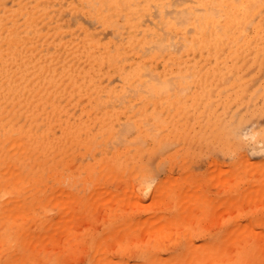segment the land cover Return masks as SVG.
Listing matches in <instances>:
<instances>
[{
    "label": "bare ground",
    "instance_id": "6f19581e",
    "mask_svg": "<svg viewBox=\"0 0 264 264\" xmlns=\"http://www.w3.org/2000/svg\"><path fill=\"white\" fill-rule=\"evenodd\" d=\"M243 65L248 71H243ZM251 67L263 71L260 82L264 85V0H0V264H65L69 254L67 252L64 258L61 251L56 255L50 252L52 249L47 251L48 249L40 247L41 250L32 252V248H29L30 242L35 239L34 236L41 230L46 231L43 230L46 225H51V213L47 215L45 210L50 209L48 204L54 197L51 193L56 190L55 187L69 185L66 184L68 181L77 182V178L81 179L78 173L87 174L82 175V181L85 183L95 184L91 182L96 181V173H103L98 168L110 167L109 160L114 164L120 163L123 167L129 165L126 169L130 174H134V171L151 166L162 156H168L165 151L168 141L172 140L167 139L176 133L179 127L182 129L188 125V130L193 122L201 130L211 122L223 123L225 119L228 120L230 116L223 119V112L244 95L245 91H251L255 84L254 76L258 74H252L249 71ZM259 110H264V104ZM238 124L235 122L234 126L240 128L242 124ZM218 128L219 126L213 131L216 130L217 133ZM222 130L225 131L223 128ZM185 131L182 133L188 134ZM231 131L235 133L234 130ZM254 132L256 133V130ZM189 133L193 134L190 131ZM223 134L219 135L226 137L227 132ZM226 138L218 140L221 142ZM202 140L203 138L201 142ZM206 140L207 138L204 141ZM226 140L229 141L228 138ZM234 140V143L231 140L234 145L225 141L227 145H231L229 148L239 144ZM111 143L114 144L112 147ZM80 148L83 153L88 154L89 160L81 164L77 162L76 166L80 171L75 174L66 168L73 164L69 154ZM164 160L166 162L168 159ZM116 166L117 168L112 166L113 170H106L116 173L120 167ZM219 166L223 169L222 165ZM260 169L258 172H263V167ZM78 182L80 183L79 180ZM173 182L177 183L178 180ZM183 184L182 182L181 185ZM75 185L78 186L77 183ZM181 185L176 186L179 188ZM83 187L78 190L81 195H85L82 194ZM62 189L61 193L68 190ZM108 190L104 196L113 193ZM165 191L167 193V190ZM74 193L79 196L77 192ZM116 194L113 193L120 199ZM118 194L121 195L120 192ZM157 194L161 195L157 192L154 198ZM127 195H122V199H127ZM100 196L102 198L101 194ZM154 198L153 200H156ZM132 212L134 214L135 211ZM164 215L163 219L159 218L160 221L152 214L149 219L151 222L156 220L155 222L160 223L168 217ZM55 216L58 221V214ZM60 219L62 220V217ZM101 219L100 217L99 220ZM106 219L103 217L102 221ZM136 219L134 218L135 222L129 220L132 223L130 225L137 223ZM149 219H146L147 222ZM109 220L105 225L103 223L107 231V225L112 221ZM111 224L109 230L112 231ZM233 224L235 227L232 226L226 235L225 227L223 234H219L220 229V232L213 233L210 238L206 237L209 239H202L204 242L200 240L202 242H196L197 245H192L194 242H191L192 246L186 249L184 248L189 245L190 233H177L176 230V233L172 234V231H167L171 234L165 237L166 239L158 240L160 236L156 239L155 230L149 231L154 233L150 235H154L156 242L143 246L148 239L145 238V242H141L142 245H135L137 252L134 253L138 257L135 261L133 259L132 263H129V259L124 258V255L114 259L105 253L106 259L100 261L97 252L101 244V248L103 244L105 247L107 232L102 229L104 226L100 228L102 232L97 231L101 236L92 234L90 229V236H93L86 245L89 247L88 251L92 252L88 254L86 264H231L240 255L243 257V252L245 254V249L242 252L238 241L235 244L233 240L242 237L241 241H245L244 238L249 236V232L245 233L241 225V228L239 227L241 222L238 226ZM138 225L140 227L142 224L137 223V227ZM187 227L185 228L188 230ZM91 228L95 230L98 227ZM159 232L162 234L160 230ZM50 234L52 236V232ZM41 235L45 237L43 233ZM252 235L250 236L253 237ZM74 237L71 235L76 241L80 238ZM251 237L249 241L246 238V242L250 243ZM43 238L40 237L42 240ZM254 238L257 241L256 236ZM254 238L251 240L254 241ZM135 239L137 240L136 237ZM222 239L232 241L230 244L237 245L236 250H240L229 252V245L226 247L229 250L223 249L228 242L224 241L222 248ZM134 240L131 243L139 242ZM70 241L72 242L71 239L67 242ZM244 243L242 242V248ZM127 244L128 241L125 246ZM162 244H170L172 250L169 247L168 256L157 253V247ZM118 246L119 250L125 247L124 244L122 248L121 245ZM249 248L254 249L251 246L248 250ZM106 249L107 247L105 251ZM261 249L258 248L259 251ZM254 250L251 252L255 253ZM262 252L258 253L263 254L261 256L255 255L264 259V251ZM127 254L130 256V253ZM160 255L164 257L161 258ZM244 257L253 258H249V255ZM262 258L259 260L262 261ZM248 259H244L246 264H254L257 258Z\"/></svg>",
    "mask_w": 264,
    "mask_h": 264
},
{
    "label": "rangeland",
    "instance_id": "374dc122",
    "mask_svg": "<svg viewBox=\"0 0 264 264\" xmlns=\"http://www.w3.org/2000/svg\"><path fill=\"white\" fill-rule=\"evenodd\" d=\"M243 67H244L243 68L244 72L248 71L244 65H243ZM255 69H256L255 67H251L249 69V71H251L252 74H255V75L258 74V76H254V79H256V80L254 81L255 84L253 85V87L255 89H253V87H252L251 91H247V92L245 91L244 95L240 96L238 98V100L233 105L228 106L226 111H224L222 114V117H224L223 119L227 118V116L229 115L230 117L235 118L234 120H233V118H230V117L228 120L225 119L224 121H222L225 125L223 123H214V122L212 123L211 122L208 125L204 126L203 129L201 128V130H200V128L198 129L197 124L192 122V124L188 127V130L193 133L191 135L186 128L188 125L186 127H182V129H181V127H179V128L176 127V128H178L176 133L171 135L172 137L169 136V138L167 139V141H168L171 138L170 140H172V142L174 143L173 144L172 142L168 141V143L170 145L167 144L168 146H167V149L165 151V152H167L168 156L165 155L166 157L162 156L161 158H159V160L152 163V165H153V166L151 165L152 167L151 166L145 167L142 170H138L137 171L138 173L136 171H134V174H136V175L132 174L133 172H131V174H130L128 169H126L127 167H129V165L127 167H123L122 165L120 166V163L114 164L113 161L109 162L110 161L109 160L108 166H110V167L107 168V166H105L103 168H98L100 171H103V173L102 172L96 173V176H95L96 181L91 182V183H95V184H90V185H92V187H90L89 183H85L84 181H82V180H84V178H83L84 176L82 177V175L87 176V174L84 172H83L84 174L78 173L80 170L76 166L77 162L78 163L80 162V164H81V162H84L85 160H89L87 157L88 154L83 153L81 148H80V150L76 149L75 152L70 153L69 159L71 160V162L73 164L69 165L70 167L66 168V170L69 171V169H70V172L72 171L75 174H77V173L80 174L81 179L77 178L76 179L77 182L74 181L75 183L68 181L66 184H69V185L64 184L62 187H58L59 189L57 187H55L56 190L54 189L55 191H52L53 193H51V196L53 194L54 197H53V199H51V202H50L51 205L48 204L49 205L48 207L50 209L46 208L48 210H45L46 214L49 212L51 213V214L49 213L50 214L49 217H50V221H52V222H51V225H46L47 227L46 226L44 227L45 229H43V230H46V231L41 230L40 233H38V235H41L42 233L45 235L44 238L42 237V235L40 236L41 238H43V240L40 239V237L37 234H36L37 236L36 235L34 236L35 239H33V241L30 242L31 244H29V248L30 249L32 248L31 250H33L32 252H34V251L37 252V250H41L42 248L48 249L47 251L52 249L54 252L53 251H50V252H52L54 254L56 253V255L59 251L63 252L62 254L64 255V258L66 257L67 253L70 254L72 252L70 254V257H69V254L67 255L68 258H66V260H65L66 262L64 261V258H62L63 260L61 259L62 261H64L65 264L66 263H68V264H86V261L88 258L87 256L89 253L92 252V251L90 252V250L88 251L89 247L86 245L87 242L93 236V235L90 236L91 232H93L92 234H94V235L99 234V232L97 233V231H100V228H102V226H104L105 223H107L109 219L112 220L111 223L114 222L115 217H116V222H114L113 224L108 223V225H107L108 231L106 229V226H104L102 228V229L106 230L105 232H107V234H110V235H107L104 232L106 234L105 238L107 237V239L103 238L104 236L102 237V239L107 240L106 241L107 246L105 244V247H107L108 250L106 249V251H105V247H103L104 244L102 246V248H104V250L100 247L102 244L99 246L100 249H98L97 256L100 259V261H103L106 259L105 255H104V253H105L108 257L114 258V259H117L120 256L124 255V258L127 257L126 259H129L127 261H129V263H132L138 257L137 254L134 253V252H137V250L135 249V245L137 246L138 243L142 245L143 243H141V242H145V240L148 238L147 239L148 241L146 240V242H145L146 244L144 243L145 245H143V246H147L148 244H150V242H151V244L156 242V239H158V236H160L158 240L166 239L165 237H168L169 234H171V233L173 234V232L176 233L175 232L176 230H177V233H180L183 231H184L183 232L184 234L190 233L188 235V239L190 242H189V245H185L184 249H186L189 246H192L195 244L197 245L196 242H198V244H199L203 240L205 241V240L209 239L210 235L212 236L213 233L215 234L217 231L220 232V229H221V233H219V234H223V232L227 228L226 229L227 231L224 232V234L226 235L228 233V231H230L233 227H235V225L233 223H235L237 225L240 222H241V224H239V227L241 225L242 230H244L245 233L249 232L248 233L249 236L244 238L245 241H241V240H243L242 237L241 238L237 237L235 240H233V242L235 244H237V241H238L239 247L241 246L240 249H242V252L245 249V254L248 253L249 258H250V256H253V258H250V259H248V257H247L248 260L254 259L255 256H257L255 254H258L260 252L263 253L262 250L264 251V236H263V234H264V175H263V173H264V128H263L264 127V110H259V109H261V107L264 104V101H262V100H264L263 99L264 98V90H262V89H264V85H263V83H261L262 82L261 77H263L262 76L263 71L262 70L259 71L258 69H256V70ZM250 86L248 87L249 89H250ZM260 90H262V91H260ZM255 91H256V93H255ZM247 94L248 95L250 94V95L248 96ZM262 94H263V96H262ZM250 96H252L251 99L254 98L253 101L250 99ZM244 98H247V100L250 99L249 100L250 102L247 101L246 99H245L246 100V102H245ZM255 98H257V99H255ZM239 99H240V101H239ZM248 102L250 103L249 106H248ZM239 103H240V105H238ZM256 103H258L259 105L258 104L256 105ZM251 105H253V107H251ZM260 105H261V107H260ZM255 107L256 108L259 107V109H254ZM200 108H201V106H200ZM235 109H238V110L235 111ZM250 110H252L254 112H252ZM233 111H235L236 113ZM225 112H226V114H225ZM250 112H252L254 116ZM258 112H260V113L257 114ZM232 114L235 117L231 116ZM250 114L252 117H250ZM244 115H246L247 118ZM258 115H259V117L257 118ZM237 116H240V118H237ZM243 117H245V118L242 119ZM238 119L241 120V123H240V120L238 121ZM247 119H250L251 121H249ZM242 120H243V122H242ZM245 120H247V121H245ZM225 121H227V122H225ZM234 121L236 123H239L238 126L240 124H242V125H240V128L234 126L235 125ZM228 123L230 124L229 126H228ZM211 125H213V127ZM218 126H219V128L221 126V129L218 128V132L216 133V130L215 131H213V130L216 129V127H218ZM230 126H232V128ZM236 126H237V124H236ZM176 128H175V130H176ZM193 128H194V130H193ZM222 128L225 131H223ZM236 128L239 129V133H237L238 129H236ZM226 129H228V130H226ZM235 129H236V131H235ZM184 130H186L187 132L186 131L185 132L188 133L189 135L183 134L182 131H184ZM191 130H193V131H191ZM206 130H208V131L206 132ZM231 130H234L235 133L232 132ZM255 130H256V133L254 132ZM209 131H211V133ZM222 131H223V133L227 132V135L228 134L231 135V136L226 135V137L230 141V144L234 143L233 142L234 139L236 140V141L235 140L234 141L236 143H239V144L238 145L235 144V146H232L233 148H229V147H231V145L230 144L227 145V143L225 142L228 140H226L227 138L225 136H223L225 134H223ZM196 133L198 135H196ZM205 133L207 134L206 136H205ZM208 133H210V134L208 135ZM176 134L177 135L179 134V135L177 136ZM219 134H223V135L220 136ZM180 135H186L187 137H182ZM233 135L235 137H233ZM173 136L175 138L177 136V138H176L177 140H175V138ZM203 136L205 138H207L206 141H204L205 138ZM218 136H220V137H218ZM222 136L226 139L219 142L220 140H218V139H220V138L223 139ZM198 138H199V140H198ZM202 138H203V140L201 142ZM231 138H233V139H231ZM178 139H182V140L180 141ZM230 139L232 140V143H231ZM216 140H217V142H216ZM175 141H178V142L175 143ZM212 144H214V145H212ZM112 145H114V144L111 143L110 147H112ZM232 145H234V144H232ZM227 149H229V151ZM175 154H177L176 158L174 157ZM71 155H73V157ZM82 157H83V159H81ZM78 158H79V160H78ZM165 158L168 159L166 162L164 160ZM177 158H180V159L177 160ZM169 159H171V160H169ZM121 160L124 161L123 159H121ZM160 163L164 164V165H161ZM232 163L235 166H233ZM113 165L115 166L114 168H117L116 165H118L122 169H119L120 167H118V169L116 170V173H113V171H112ZM219 165H222L223 169L219 168V167H221ZM74 166H75V168H74ZM156 167H158V168H156ZM234 167H236V168H234ZM262 167H263V170H262L263 172L259 173L258 171L261 170L260 168H262ZM106 169H112V170H106ZM219 169H220V171H219ZM76 170H77V172H76ZM105 171L107 174L104 173ZM141 171L143 173H141ZM109 172H111V173H109ZM92 175H94V173H92ZM92 175H88V176L92 177ZM109 175H110V177H109ZM131 175H133V176H131ZM119 177H121V178H119ZM168 178H170V180H168ZM172 178H175V179H172ZM98 179H99V181H98ZM102 179H104V180H102ZM176 179L178 180L179 183L173 182V180L177 181ZM78 180L80 181V183L78 182ZM184 180L186 182H184ZM169 181H171V182H169ZM158 182H159V184H158ZM182 182L184 183L183 185H181ZM72 183H73V185H72ZM76 183L78 184V186L75 185ZM79 184L81 186L82 185L88 186V188L86 186L85 187L82 186L83 187L82 194H85V195H81L80 191H79L80 193L78 192V190H80V188L82 189V187ZM164 184H166V186ZM178 184H179V186L181 185L182 188L179 187L180 188L179 189L178 186H176ZM56 185L58 186L59 184L57 183ZM71 185L74 187L77 186L76 189H73V187ZM68 186H71L70 187L71 190ZM156 186H157V188H160V189H157ZM61 188H63L62 190H65L68 188L69 189L62 191V193H61V191H60ZM163 188L165 190H167L168 195H166L167 193H165L166 191ZM108 189L110 191H113L114 194L117 193L116 195L118 197L120 196L121 198L120 197L119 198L122 201L120 199L116 198V196L113 195L112 192H110L109 195H106L107 197L104 196L103 194ZM109 190H108V192H109ZM168 190H169L170 194H169ZM123 191H127V192H123ZM74 192H77V194L80 197L79 196L77 197V195ZM119 192L121 193V195L118 194ZM157 192L161 193V195L157 194L156 197L154 198L155 193H157ZM71 193L73 195H71ZM95 193L97 194L96 197H95V195H96ZM125 193H126V195H127V193H129L130 195L128 194L127 199L123 200L122 195H124ZM100 194L102 195V198H101ZM90 195H92V196H90ZM169 195L172 196V198ZM84 196H85V200H83ZM153 198L156 200H153ZM54 199L56 202H54ZM77 199H79V200H77ZM52 202H54V203H52ZM83 204L88 205L89 208L86 205L84 206ZM16 207L18 208L19 206H16ZM86 207L88 210L86 209ZM15 209L16 208H14V210ZM108 209H109V211H108ZM16 210H19V209H16ZM112 210H113V212H112ZM133 210L135 211L134 214L132 212ZM161 211L163 212V214H161L162 213ZM63 212H66V213H63ZM111 212H112V214H111ZM126 212H127L128 216H126ZM115 213L119 214V215H115ZM164 213H165V215H164ZM57 214H58L59 219L62 217V220L61 219L59 220L57 218L58 221H56L55 217H57V216H55V215H57ZM61 214H62V216H60ZM64 214H65V216H64ZM151 214L153 216H155V219L158 218V219H156L158 221H160L159 218H162L163 215L164 216L167 215L168 217L166 216L167 218L165 220H162L164 218L163 217L161 219L162 222H160V223L158 221L155 222L156 220L151 222L149 219L151 217L150 216ZM158 214H160V215H158ZM102 216L104 217V219L108 218V220L106 219L107 221L106 220L102 221V219H103ZM119 216L122 219H119L120 218ZM124 216H125V218H124ZM141 216H143L144 218L146 216L147 217L144 219ZM100 217L102 218L101 220H99ZM132 217H133V219H132ZM52 218H54V219H52ZM66 218H67V220H65ZM134 218L135 219L137 218L136 219L137 223L142 224V225H140V227H139V225L137 227V223L130 225L132 223H131V221L129 222V220H132V222L133 221L135 222ZM147 218L149 219L148 222L146 220ZM142 219H144V220H142ZM120 220L122 221V223ZM127 220L129 223L125 222ZM139 220H142V222H138ZM123 222H125V224ZM145 222H147L149 224L151 223V225H149V224L147 225V223H145ZM237 222H239V223H237ZM103 223H104V225H103ZM110 224L113 227L112 231L109 230ZM127 224H129V225L127 226ZM54 225L55 226L57 225V226L51 228V226H54ZM94 226L98 227L97 228L98 230L95 228L96 233H94L95 232L94 228L93 229L91 228ZM118 226L119 227L123 226V227L118 229L117 228ZM87 227H89V228H87ZM185 227H187L189 231L192 229H193V231L192 232L191 231L186 232L188 230ZM125 228H127V229H125ZM130 228H132V229L129 230ZM133 228H135V229H133ZM90 229L92 231L89 233ZM110 229H111V227H110ZM156 229H158V230H156ZM66 230H68V232L69 231L70 232L68 233ZM153 230H155V234L152 233ZM159 230L161 231L162 234H160ZM162 230L164 232L166 231L165 232L166 236L163 235L164 232ZM245 230H247V231H245ZM131 231H133L134 233ZM149 231H152L150 233L154 234L157 237V238L155 237L156 238L155 240H154V235L151 236ZM167 231H169V232L172 231V232L167 233ZM178 231H180V232H178ZM211 231H213V232H211ZM46 232H48L49 237L46 235ZM51 232H52V236L50 234ZM100 232H102V231H100ZM112 232H113V234H112ZM129 232L133 233L135 236H133V234H129ZM156 232H157V234H156ZM86 233H88L89 235L87 236ZM252 234H255L254 236H256L257 241ZM71 235H72V238L74 236L75 237L80 236V238L78 237V239L76 241V240L71 238ZM82 235L83 236L86 235V236H84L82 238L81 237ZM124 235L127 238L124 237ZM250 235H252L253 237H251ZM99 236H101V233L99 234ZM128 237H130L132 240H134V238L136 237L137 240L135 239L134 241L135 242L139 241V242L131 243L132 240L129 239ZM161 237H163V238H161ZM206 237H209V238H206ZM249 237H251L250 243H248ZM238 238L240 241L238 240ZM246 238H248L247 242H246V240H247ZM252 238H254L253 239L254 241L251 240ZM70 239L72 240V242L74 240L73 243L70 241L71 244H70V242L69 243L67 242ZM85 239H87V241H85ZM200 240H202V241H200ZM38 241H39V243H38ZM127 241H128V244H127L128 247L125 246V243H127ZM224 241H226V243L228 242L227 240L222 239L221 244H220L221 246H222ZM251 241H252V244H251ZM82 242H84V243H82ZM101 242H104V241H101ZM123 242H125V243H123ZM191 242H194V244ZM230 242H232V241H230ZM230 242L225 244L226 245L225 248H223L224 247V244H223L222 248L225 250L229 248L230 249L229 252H233V251L235 252L237 250H240V249L236 250V248H238V246L235 244H230ZM242 242H245L243 244L244 245L243 248H242ZM190 243L192 245H190ZM246 243H248V244H246ZM254 243H256V244H254ZM83 244H85V246ZM117 244L121 245L120 246L121 248L123 247L122 244H124L125 247H123L122 249L119 250V246ZM253 244H254V246H252ZM163 245L164 244H162V246L160 245V247H157V248H159V249H156L157 253L163 254V255L166 254L168 256L167 253H168V251L170 252V249H171V247L169 246L170 244H167L168 246L164 245L165 246L164 249L166 251L162 248ZM227 245H229L228 248H226ZM246 245L247 246L249 245L252 248L254 247V249H255V247H257L255 250L253 249L255 251V253L251 252V251H253V250H251V248H249V250H248L249 246L247 247ZM63 246L64 247L66 246V248H64ZM69 246H71V247H69ZM235 246H237V247H235ZM40 247H41V249H40ZM68 247H69V249H67ZM129 247H130V249H129ZM167 247H168V249H167ZM169 247H170V249H169ZM261 247L263 249H261ZM70 248H71V250H70ZM85 248H87V250H85ZM258 248H259V250L261 249V251H259ZM128 249L130 251L127 252ZM160 249H161V251H159ZM125 250H126V252H125ZM257 250H258V252H257ZM108 251H110V252H108ZM248 251H250V252H248ZM82 252H84V253H82ZM120 252L122 254H120ZM160 252H162V253H160ZM176 252H178V251H176ZM114 253H116V254H114ZM127 253H130V256H128ZM249 253H251L252 255H250ZM245 254L243 252L242 253L243 257L240 255L239 257H237V259L235 258V260H233L234 263H231V264H239V263L243 264L245 262V260H247L244 256H248ZM259 255L261 256L263 254H258V256ZM160 256H161V258L164 257L162 255H160ZM258 256L256 257L257 259L255 258L256 262H254L255 259L253 260L254 264L257 263V260H258V264H264V259L261 257L263 260L260 261L259 259H261V258ZM240 257H241V259H239ZM133 259H134V261H133ZM242 260H244V262ZM146 264H149V263H146ZM244 264H246V262ZM247 264H249V262H247Z\"/></svg>",
    "mask_w": 264,
    "mask_h": 264
}]
</instances>
